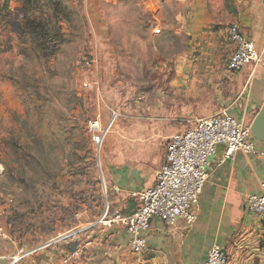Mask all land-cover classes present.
Segmentation results:
<instances>
[{
  "label": "rangeland",
  "instance_id": "obj_1",
  "mask_svg": "<svg viewBox=\"0 0 264 264\" xmlns=\"http://www.w3.org/2000/svg\"><path fill=\"white\" fill-rule=\"evenodd\" d=\"M150 2L0 0L1 239L26 250L101 209L88 123L116 114L107 136H119L147 115L186 46L192 13Z\"/></svg>",
  "mask_w": 264,
  "mask_h": 264
},
{
  "label": "crops",
  "instance_id": "obj_2",
  "mask_svg": "<svg viewBox=\"0 0 264 264\" xmlns=\"http://www.w3.org/2000/svg\"><path fill=\"white\" fill-rule=\"evenodd\" d=\"M177 1L192 15L186 46L178 53L168 87L162 89L166 92L146 107L147 115L120 127L119 136H107L116 114L106 124L101 113L98 117L102 139L97 152L105 187L101 209L84 208L76 214L79 223L74 227L26 250L12 239L0 238V264H204L214 245L224 248L228 264H264V216L245 210L246 199L259 193L264 178L261 142L255 141L257 154L236 152L230 157L224 146H217L193 208L195 222L187 225L178 219L166 225L152 219L147 255L130 252V236L116 220L136 209L132 194L153 185L172 135L222 112L250 128L264 105V0ZM151 5L146 0V7ZM232 25L261 54L257 66L238 72L227 69L234 49L227 35Z\"/></svg>",
  "mask_w": 264,
  "mask_h": 264
},
{
  "label": "built area",
  "instance_id": "obj_3",
  "mask_svg": "<svg viewBox=\"0 0 264 264\" xmlns=\"http://www.w3.org/2000/svg\"><path fill=\"white\" fill-rule=\"evenodd\" d=\"M227 35L234 48L227 60L230 72H238L246 66L255 67L260 63L261 54L255 50L252 42L243 37L238 26H230ZM86 65L89 67L90 63ZM87 131L91 142L99 146L102 129L98 118L88 123ZM219 145L225 147L226 157L236 152L257 154L250 128L243 120L225 112L199 120L184 132L169 138L153 185L143 192L132 194L137 200V207L131 215L116 217L130 236L129 250L132 254H148L146 233L152 219L166 225H173L178 219H183L187 225L195 222L193 208L208 178V159ZM245 210L264 216V178L260 181L259 193L246 199ZM204 264H228V255L224 248L214 245Z\"/></svg>",
  "mask_w": 264,
  "mask_h": 264
},
{
  "label": "water",
  "instance_id": "obj_4",
  "mask_svg": "<svg viewBox=\"0 0 264 264\" xmlns=\"http://www.w3.org/2000/svg\"><path fill=\"white\" fill-rule=\"evenodd\" d=\"M21 13L24 14V10H21ZM250 132L256 142L264 143V105H262L252 121L250 125Z\"/></svg>",
  "mask_w": 264,
  "mask_h": 264
},
{
  "label": "trees",
  "instance_id": "obj_5",
  "mask_svg": "<svg viewBox=\"0 0 264 264\" xmlns=\"http://www.w3.org/2000/svg\"><path fill=\"white\" fill-rule=\"evenodd\" d=\"M6 6H7V2L5 1L4 2V4H3V9H5L6 8ZM39 27L37 26L35 29H34V31L37 33V32H39V31H41V30H44L43 28L42 29H38ZM89 137V136H88ZM90 138V137H89ZM261 247H263L264 248V239L261 241Z\"/></svg>",
  "mask_w": 264,
  "mask_h": 264
}]
</instances>
